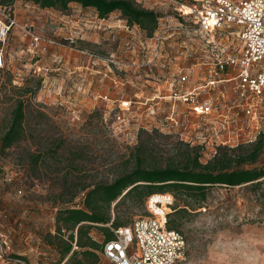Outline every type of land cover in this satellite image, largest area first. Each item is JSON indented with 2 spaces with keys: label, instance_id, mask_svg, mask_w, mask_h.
Here are the masks:
<instances>
[{
  "label": "rangeland",
  "instance_id": "1",
  "mask_svg": "<svg viewBox=\"0 0 264 264\" xmlns=\"http://www.w3.org/2000/svg\"><path fill=\"white\" fill-rule=\"evenodd\" d=\"M136 1L159 11L163 27L179 23L174 3ZM13 9L20 25L39 37L35 40L17 25L5 43L0 41L5 54L0 135L13 106L9 93L30 89L24 94L26 135L0 156V251L4 247L22 259L7 264H74L70 254L64 259L61 254L71 230H57L59 209L83 206L84 185L110 182L131 170L138 148L143 164L152 166L180 164L189 152L200 153L206 162L223 147H237L217 145L214 133L199 129L201 117L185 111V104L176 103L180 122L174 123L169 117L172 101L162 95L179 70H204L210 53L202 35L179 29L167 36L155 58L156 31L148 35L120 10L99 17L95 7L76 1L60 9L30 0H16ZM2 10L0 6V14ZM233 40L237 42L230 35L224 45ZM233 83H226L221 101L235 99ZM40 152L44 155L36 163L32 156ZM243 165H264V149L256 162ZM176 203L182 206L184 201L175 197L170 217L186 238L185 262L264 264V208L245 186L213 184L202 206L181 214L173 212ZM110 213L112 220L129 224L148 213L146 200L137 205L127 200L117 207L113 203ZM106 234L91 229L100 244L96 264H112L103 255ZM73 249H81L76 241Z\"/></svg>",
  "mask_w": 264,
  "mask_h": 264
},
{
  "label": "built area",
  "instance_id": "2",
  "mask_svg": "<svg viewBox=\"0 0 264 264\" xmlns=\"http://www.w3.org/2000/svg\"><path fill=\"white\" fill-rule=\"evenodd\" d=\"M162 1L174 3L179 23H167L163 27L159 16L152 37L155 58L167 36L179 29L202 35L210 53L203 62L204 70L199 73L179 70L168 80L169 86L162 95L172 101L170 119L176 124L180 122L175 105L182 103L186 105L185 111L201 117L198 128L212 131L217 145L234 146L257 140L264 133V0ZM17 25L20 23L15 15L3 8L2 43L7 41L11 27ZM20 26L38 40L39 36L29 27ZM230 35L237 42L224 45ZM92 56L118 63L114 57L96 53ZM4 65V48L0 46V67ZM233 81L235 99L229 103L221 101L226 83ZM174 199L170 191L153 192L146 199L147 214L125 225L107 223L113 236L104 241V257L112 264H205L202 260L185 262L186 238L181 231L168 226ZM10 261L22 259L2 247L0 264Z\"/></svg>",
  "mask_w": 264,
  "mask_h": 264
},
{
  "label": "trees",
  "instance_id": "3",
  "mask_svg": "<svg viewBox=\"0 0 264 264\" xmlns=\"http://www.w3.org/2000/svg\"><path fill=\"white\" fill-rule=\"evenodd\" d=\"M16 0H0V6L14 14L13 5ZM41 7L66 9L73 1L84 6L95 7L99 17H106L114 10H120L130 24H138L148 35H152L158 26L159 11L145 7L136 0H30ZM0 67V89L5 84ZM30 90L27 88L25 91ZM24 92V94L26 93ZM24 94L9 93L13 99L8 118L3 123L0 135V156L10 147L22 140L26 135V98ZM223 152L216 153L206 162L200 160V153L189 152L182 163L167 162L165 165L147 166L143 164L142 148L134 153L135 166L116 176L110 182H98L84 185L86 189L83 206H69L59 209L57 213V230L61 233L71 230L69 239L61 247L63 259L70 254L68 260L74 264H96L100 262V254L96 251L100 244L91 235V229L97 227L107 231L105 239L113 236L111 229L105 226L112 221L114 226L128 224L125 220H112L110 209L124 204H143L147 196L153 192L170 191L176 199L184 201L176 203L174 214L188 212L196 205L202 206L208 196L211 185L220 183L226 186H245L260 200L264 208V165H248L257 161L264 149V133L251 143H242L237 147H223ZM44 153L33 154L32 159L38 163ZM172 215V214H171ZM176 218L170 217V228L177 229ZM76 230V234H75ZM180 231V230H179ZM74 241L81 249H73ZM59 244V243H58ZM61 245V243H60Z\"/></svg>",
  "mask_w": 264,
  "mask_h": 264
},
{
  "label": "crops",
  "instance_id": "4",
  "mask_svg": "<svg viewBox=\"0 0 264 264\" xmlns=\"http://www.w3.org/2000/svg\"><path fill=\"white\" fill-rule=\"evenodd\" d=\"M46 8H49V7H46ZM14 15H15V17H16V14H15V13H14ZM19 17H20V16H19ZM16 18H17V17H16ZM19 20H21V18H19ZM31 21L34 22L35 20H31Z\"/></svg>",
  "mask_w": 264,
  "mask_h": 264
}]
</instances>
